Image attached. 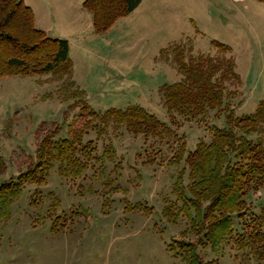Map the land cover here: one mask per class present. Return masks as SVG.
<instances>
[{
	"label": "rangeland",
	"instance_id": "374dc122",
	"mask_svg": "<svg viewBox=\"0 0 264 264\" xmlns=\"http://www.w3.org/2000/svg\"><path fill=\"white\" fill-rule=\"evenodd\" d=\"M215 42L231 52L217 51ZM93 44V55L84 50L73 54L70 79L53 73L0 79V157L6 166L0 182L35 162V149L45 136L55 133V140H72L91 118L81 99L69 96L74 90L84 92L82 98L96 113L138 105L171 126L160 88L182 75L170 53L160 55L169 46H184L187 59L201 53L233 58L241 82L225 83L226 93L235 92L225 102L236 116L253 113L264 100V5L256 0H141ZM226 115L222 110L190 121L177 117L178 139L134 136L112 123L98 136L96 128L102 127L90 123L75 146L79 162L85 161L81 147L88 142L93 146L89 166L78 177L63 174L55 161L46 184L27 183L8 209L0 207V264H185L169 245L181 239L189 222L181 215L171 223L162 211L175 200V176L186 166L184 159L178 166L167 162L181 141L189 151L199 141L209 143L212 126H228ZM105 198L110 203L102 210ZM125 202L148 206L149 213L125 211ZM246 202L250 213L259 215L264 189L251 192ZM57 216L61 225L52 233ZM242 223L235 219L234 234L242 232ZM198 253L216 264H261L231 240L216 253L199 245Z\"/></svg>",
	"mask_w": 264,
	"mask_h": 264
},
{
	"label": "trees",
	"instance_id": "16d2710c",
	"mask_svg": "<svg viewBox=\"0 0 264 264\" xmlns=\"http://www.w3.org/2000/svg\"><path fill=\"white\" fill-rule=\"evenodd\" d=\"M264 5V0H256ZM141 0H84L82 8L91 15L95 34L107 32L119 18L127 17ZM217 51L231 52L225 44L215 42ZM182 45L169 46L160 50V55H172L180 81L164 84L160 90L164 99L166 114L171 123L168 126L145 108L132 105L125 109L110 108L103 113L94 112L82 98L84 92L74 90L69 96L79 97L91 118L72 135V140L54 139L55 133L45 136L35 149V162L16 177L0 182V207L7 208L17 199L27 183L46 184L49 171L59 161L60 171L78 177L89 165L93 146L87 143L81 147L84 162H79L76 144L90 123L97 121L102 128H96L98 136L112 123L124 126L130 134L155 138L178 139L175 129L179 128L177 117L187 121L204 118L209 111H227V127H211L209 143L199 141L192 151L181 141L167 164L178 166L184 159L185 168L175 176L172 193L174 201H168L162 211L164 217L175 223L181 215L189 227L180 232L181 239H174L169 251L177 254L185 264H216V260L203 261L198 246L216 253L228 240L240 249L248 248L257 260L264 264V210L259 215L250 213L246 202L251 192L264 189V100L253 113L236 116L234 109L225 102L235 92H227L226 82L241 80L235 71L233 58H217L197 54L187 59ZM69 57V43L64 39L49 37L34 25L32 9L23 0H0V79L5 77H33L53 73L61 78L72 73ZM72 83V82H71ZM174 127V129L172 128ZM255 134V139L249 136ZM111 152L114 153L113 147ZM114 155V154H113ZM186 169V170H185ZM6 170L0 157V175ZM187 171V173L185 172ZM188 183L184 184V175ZM54 199V204H56ZM105 198L102 210L109 207ZM31 206L36 201L30 202ZM130 206L125 202V211L144 210L148 206ZM59 216L51 225V232L58 233L61 225ZM242 220L241 233L234 234V221ZM193 235L194 240L187 239Z\"/></svg>",
	"mask_w": 264,
	"mask_h": 264
},
{
	"label": "crops",
	"instance_id": "0c3cea01",
	"mask_svg": "<svg viewBox=\"0 0 264 264\" xmlns=\"http://www.w3.org/2000/svg\"><path fill=\"white\" fill-rule=\"evenodd\" d=\"M83 1L37 0L35 2L29 0L31 4H27L33 11L36 28L44 31L51 38L64 39L69 43V57L73 64L72 73H74L73 54L77 55L78 51L84 50L86 56L93 55L94 45H96L93 41H98L99 36L106 34L113 27L103 34H95L93 29L91 31V15L82 8ZM51 32L53 34L50 35ZM75 83L81 86L76 80Z\"/></svg>",
	"mask_w": 264,
	"mask_h": 264
}]
</instances>
